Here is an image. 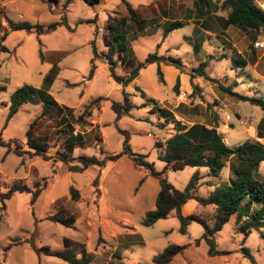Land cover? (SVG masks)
I'll list each match as a JSON object with an SVG mask.
<instances>
[{"label":"rangeland","instance_id":"1","mask_svg":"<svg viewBox=\"0 0 264 264\" xmlns=\"http://www.w3.org/2000/svg\"><path fill=\"white\" fill-rule=\"evenodd\" d=\"M193 1L126 0L141 17L135 23L122 0H106L95 7L84 0H62L55 6L43 0H0V134L11 144L10 148L0 146V194L17 183L30 189L15 193L10 200L0 198V264H69L46 255L48 249L72 251L83 264H155L153 257L171 244L190 245L172 264H251L245 249L257 264H264V224L253 218L240 223L236 216L231 218L215 236L217 250L224 253L216 257L208 255L204 241L195 244L204 233L203 226L193 222L183 235L175 212L152 227L142 226L147 213L155 209L160 184L149 171L136 167L129 155L104 168L70 170V165H80L79 157L103 160L122 154V131L128 133L132 153L143 156L158 172L166 164L159 160L162 148L157 144H165L181 127L217 128L230 148L247 141L264 145V139L257 137L263 111L227 92L264 98V48L255 46L264 43V32L236 27L226 32L222 17L227 12H207L205 7L203 16L197 17ZM259 5L264 9L263 1ZM163 10L170 14V22L184 23L167 37ZM8 20L44 28L65 23L39 36L35 31L11 32ZM145 28H150L147 35L140 32ZM202 45V56L196 57ZM112 46L117 54H128L131 48L138 63L150 55L178 60L190 83L176 88L177 80L164 73L160 76V62H156L128 87L119 85L106 59ZM114 61L117 75L130 73L126 60L120 65L116 56ZM202 63H208L205 72L215 83L194 73ZM92 66L96 67L93 79ZM23 86L30 88L32 99L6 125L12 95ZM42 89L56 101L45 116L38 98ZM125 95L132 103L143 102L118 119L112 106L123 103ZM175 121L181 126H175ZM34 123V137L49 146V161L24 159L14 152L16 142L28 150L27 132ZM65 153L74 159L69 164L60 161ZM231 163L213 179L215 183L230 181ZM195 173L200 177L198 195L209 197L212 185L203 182L210 173L206 168L169 171L166 177L183 191ZM259 173L264 181V162ZM37 183L46 187L34 200ZM72 192L79 197L73 199ZM257 209L260 206L254 205ZM60 211L74 217L73 226L48 219ZM215 211L213 206L199 205L193 215L211 226ZM251 224L249 234L242 231Z\"/></svg>","mask_w":264,"mask_h":264},{"label":"trees","instance_id":"2","mask_svg":"<svg viewBox=\"0 0 264 264\" xmlns=\"http://www.w3.org/2000/svg\"><path fill=\"white\" fill-rule=\"evenodd\" d=\"M62 0H43V3L49 6H55L61 3ZM85 3L91 7L100 5L106 0H84ZM129 12L131 20L138 23L140 20L138 14L134 9L126 2L122 0ZM264 0H217L213 3L212 0H194L197 16L201 17L204 14V8L207 7L208 11L214 12L219 10L227 12V17L224 21L226 26H234L243 30L255 31L256 33L264 32V9L261 8L259 2ZM11 32H33L35 31L39 36L54 32L58 27L62 26L65 21L54 23L44 28L40 25H32L29 22L15 23L8 20ZM184 27V23L181 21L170 22L165 26L164 37L168 34ZM2 28V22L0 20V29ZM6 37V35H5ZM4 37V38H5ZM96 56H98L95 51ZM115 50L112 46L109 50L108 57L106 56L110 75L116 83L124 87L133 83L140 75V72L144 70L148 65L156 62H168L174 65L177 69L181 70L182 63L171 57H157L156 55H150L145 62L140 63L134 68L128 75L119 76L116 73V63L114 61ZM255 61V58H253ZM208 67V63H202V65L194 70V73L199 77L205 78L209 82L215 83L216 81L211 79L205 72V68ZM96 67L92 66L90 78L95 76ZM159 75L162 73L159 71ZM194 78V75L192 76ZM196 78V77H195ZM180 81L177 80L176 88H179ZM139 90V89H137ZM227 92L237 96L244 102H248L252 106L259 107L264 113V98L261 97H247L241 96L237 93H233L230 89ZM142 94V93H141ZM38 98L43 103L42 116H45L49 112L50 104L56 103L51 95L42 89L39 91ZM144 97V95H143ZM30 88L23 86L15 91L11 98L9 105V114L7 117L6 125L13 119V117L20 111L24 104L31 101ZM1 106V104H0ZM140 108L134 105L130 98L125 95L123 103H114L112 106L113 111L116 113L117 118L130 114L135 109ZM165 113H169L168 110H163ZM89 114V113H88ZM90 112V116H91ZM83 118V116H81ZM174 120V119H173ZM168 121V120H167ZM35 123L29 128L27 132V146L28 150H24L21 144L14 143V152L17 156L24 158L39 157L45 161H49L52 157L49 155V146L40 142L34 137L33 128ZM175 126H181L179 122L175 121ZM125 136L124 152L122 154L109 156L103 160L96 157L87 158L79 157L80 165H70V170L73 172H84L92 166L104 168L108 162H117L124 155H129L133 160L136 167L149 171L151 177H154L159 181L160 192L157 196L155 209L147 213L146 218L142 221V226L152 227L161 220H167L171 213L175 212L178 220L181 223L180 232L183 235H187L188 226L193 223H199L204 228V233L201 239L196 240V246L200 245L201 241H204L208 246V255L210 257H216L224 254L216 248L215 236L222 231L223 227L228 224L233 216L237 217V222L240 223L244 218H253L255 221L264 224V181L262 180L259 168L264 162V145L259 142L247 141L237 148H230L224 140L223 135L217 132V128H207L205 125H194L190 129L181 127L175 132L165 144H157L159 148H162V152L159 156V160L166 164L162 172L155 170L151 163L143 160V156L132 153L129 147V136L125 131L121 132ZM258 139H264V116L261 119L257 128ZM75 139H77L75 137ZM74 139H72L73 141ZM80 140V139H78ZM0 146L11 147L10 143H6L0 134ZM70 155L65 153L62 155L60 161L64 163H71ZM228 161L231 163L232 178L230 182L222 183L215 188L209 197H202L198 195L199 174L195 173L191 178L186 188L181 191L176 189L167 179L166 173L169 171L178 172L183 171L186 168H206L210 171L212 176H216L225 167ZM46 184V183H44ZM42 186L41 183H37V190L33 192L34 200L43 191L46 185ZM30 192V189L22 183L15 184L9 192L0 194L2 201L10 200L15 193ZM73 199L79 197V193L72 192ZM195 200L200 206L207 207L213 206L215 208L214 224L208 225L204 219L196 215L184 217L182 215L183 207L190 201ZM246 202L245 205H242ZM254 205H259L260 209L254 211ZM242 211L244 214H242ZM251 214V215H250ZM50 221L59 223L66 227L74 225L75 220L73 216H66V214L60 211L58 214L48 218ZM252 220V219H251ZM252 226L245 225L241 229L246 234H249L248 229ZM190 245H177L171 244L167 246L164 251L153 257L155 264H172L175 257L186 251ZM246 251V258L251 264H257L255 259L250 255L249 251ZM46 255L50 257H56L69 264H83L72 251H50L46 252Z\"/></svg>","mask_w":264,"mask_h":264},{"label":"crops","instance_id":"3","mask_svg":"<svg viewBox=\"0 0 264 264\" xmlns=\"http://www.w3.org/2000/svg\"><path fill=\"white\" fill-rule=\"evenodd\" d=\"M193 4H194V2H193ZM158 7H160L159 5H158ZM157 7V8H158ZM194 7H195V5H194ZM161 8V7H160ZM159 10V9H158ZM159 12H160V10H159ZM163 16H164V24H163V28L168 24V23H170V14L168 13L167 14V12H166V10H163ZM192 12V11H191ZM162 12H160V14H161ZM138 14V13H137ZM197 13H196V8H195V15H196ZM139 17H140V15H139ZM198 17V16H197ZM227 17V16H226ZM226 17H222V19H223V25H224V21H225V19H226ZM141 18V17H140ZM179 21H181V20H179ZM188 21H190V20H188ZM174 22V21H173ZM224 27V29L226 30V32L230 29V28H232V27H234V26H226V25H224L223 26ZM152 28V27H151ZM237 28V27H236ZM210 29V28H209ZM150 30V28H145V29H140V32L142 31V32H144V34L145 35H147L148 34V31ZM211 31V30H210ZM210 31H208V32H206V33H209V34H212L213 32H210ZM215 31V30H214ZM250 31V30H249ZM222 33V32H221ZM213 35H215V33L213 34ZM217 35V34H216ZM264 44V43H263ZM164 45V42L161 44V47ZM204 47H203V45L201 46V47H198L197 48V51L198 52H196V53H199V54H197L196 55V57H201L202 55H201V51L202 50H204L203 49ZM166 53L167 54H169L170 55V46H167V49H166ZM117 56V58H118V60L120 61V65L121 64H123L124 62H125V60H126V66H128L127 68L129 69V72H131L135 67H137L140 63H138V61L136 62L135 61V59H136V56H135V54H134V52H133V50L130 48V50H129V52H128V54H125V53H119V54H117L116 52H115V55H114V59H115V57ZM107 64H108V62H107ZM155 64V63H154ZM159 64V71L163 74H166V76H170V77H172V79L174 80V79H176V80H179L180 81V83H186V82H188V83H190V77L188 76V75H186V74H183L179 69H177L175 66H171L170 64H166L165 62H160V63H158ZM237 64H238V62H237ZM116 68H117V64H116ZM145 69H147V67L145 68ZM144 69V70H145ZM143 71V70H142ZM141 71V72H142ZM141 75H139V77L138 78H140L141 76H142V74L143 73H140ZM128 75V74H127ZM121 76V75H120ZM126 76V75H125ZM94 78V77H93ZM137 78V79H138ZM136 79V80H137ZM135 80V81H136ZM186 81V82H185ZM126 87H128V86H126ZM137 89H139L138 91L140 92V93H142V95H144V92H142L141 91V89L140 88H137ZM144 96H146V95H144ZM137 97V96H136ZM136 97H134L135 99H136ZM142 100H135L134 102H133V104L134 105H136L137 107L138 106H141L142 105ZM40 104H42L43 105V103L42 102H39ZM28 104V103H27ZM27 104H24V105H27ZM23 105V106H24ZM143 107V106H142ZM135 109H138V108H135ZM134 110V109H133ZM169 111V110H168ZM170 112V111H169ZM131 113V112H130ZM92 115V114H91ZM194 125H202V124H193L192 125V127L194 126ZM204 125V124H203ZM184 126V125H183ZM207 128H211V127H209V126H207V125H205ZM191 127H187V129H190ZM174 129H175V126H174ZM209 175L207 176V178L206 179H204V181L203 182H209L208 184L209 185H212V189H211V191L210 192H213V190H215V188H217L218 186H220L221 184H218V183H215V181L213 180L214 178H217L218 177V175L220 174H217L216 176H212L211 175V173H208ZM213 182V183H212ZM228 182H230V181H228ZM212 183V184H211ZM224 183H226V182H224ZM198 206H199V204H198V202L197 201H195V200H190L184 207H183V209H182V215L184 216V217H188V216H191V215H193V213L195 212V210L198 208Z\"/></svg>","mask_w":264,"mask_h":264},{"label":"built area","instance_id":"4","mask_svg":"<svg viewBox=\"0 0 264 264\" xmlns=\"http://www.w3.org/2000/svg\"><path fill=\"white\" fill-rule=\"evenodd\" d=\"M256 48H259V49H263L264 48V44L263 43H260V42H257L255 44Z\"/></svg>","mask_w":264,"mask_h":264}]
</instances>
